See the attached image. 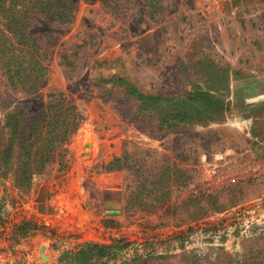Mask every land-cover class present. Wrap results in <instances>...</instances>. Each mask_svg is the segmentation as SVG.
Wrapping results in <instances>:
<instances>
[{"label":"rangeland","instance_id":"obj_1","mask_svg":"<svg viewBox=\"0 0 264 264\" xmlns=\"http://www.w3.org/2000/svg\"><path fill=\"white\" fill-rule=\"evenodd\" d=\"M66 5L31 29L45 31L37 90L0 72V264H264V0ZM54 88L84 122L50 194L54 165L27 188L15 170Z\"/></svg>","mask_w":264,"mask_h":264},{"label":"trees","instance_id":"obj_2","mask_svg":"<svg viewBox=\"0 0 264 264\" xmlns=\"http://www.w3.org/2000/svg\"><path fill=\"white\" fill-rule=\"evenodd\" d=\"M69 11L66 0H0V72L11 86L16 84L37 90L36 83L46 72V55L38 43V37L45 31L38 34L31 29L38 19L49 23L62 21L70 16ZM83 122L75 102L62 90L52 89L46 101L33 111L30 133L22 138L23 143L17 149L25 160L16 167L15 185L31 186L35 175L47 174L48 167L54 165L55 181L49 193L67 189L74 163L69 146ZM11 152L12 148L0 146V171L7 169ZM123 166L121 157L110 163V169ZM4 227L5 219L0 210V232H4ZM13 229L23 235L34 227L30 221L22 220Z\"/></svg>","mask_w":264,"mask_h":264},{"label":"water","instance_id":"obj_3","mask_svg":"<svg viewBox=\"0 0 264 264\" xmlns=\"http://www.w3.org/2000/svg\"><path fill=\"white\" fill-rule=\"evenodd\" d=\"M106 210V212L107 213H110V214H116V213H119V210H116V209H107V208H105Z\"/></svg>","mask_w":264,"mask_h":264}]
</instances>
